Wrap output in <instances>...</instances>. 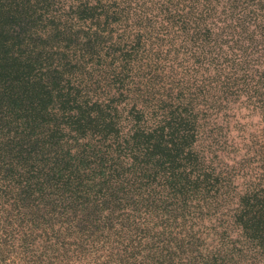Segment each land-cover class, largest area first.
I'll list each match as a JSON object with an SVG mask.
<instances>
[{
	"label": "trees",
	"instance_id": "obj_1",
	"mask_svg": "<svg viewBox=\"0 0 264 264\" xmlns=\"http://www.w3.org/2000/svg\"><path fill=\"white\" fill-rule=\"evenodd\" d=\"M240 95L264 115V0H0L3 239L264 264L263 178L232 206L193 147Z\"/></svg>",
	"mask_w": 264,
	"mask_h": 264
},
{
	"label": "rangeland",
	"instance_id": "obj_2",
	"mask_svg": "<svg viewBox=\"0 0 264 264\" xmlns=\"http://www.w3.org/2000/svg\"><path fill=\"white\" fill-rule=\"evenodd\" d=\"M174 64L172 77L186 81L190 74L183 75V69L188 67V57L178 55ZM185 64V65H184ZM204 73L205 78L213 73ZM192 81L181 82L190 87ZM193 89V88H192ZM191 89V90H192ZM210 110L205 121H202L199 137L193 147L201 152L216 172L230 176L233 191L232 206H237L239 195L250 192L252 186L263 178L264 171L258 160L264 158V115L240 95L235 101H230L225 109L216 112ZM251 186V187H250ZM250 187V188H248ZM247 189V190H246ZM218 214V213H216ZM212 216V220H213ZM234 234V233H233ZM73 234L66 235L64 241L50 242L44 239L15 240L3 239L0 231V264H126L127 261L110 259V247L80 243L73 239ZM207 241L210 238L206 239ZM116 249L113 248L112 252ZM144 264V263H136Z\"/></svg>",
	"mask_w": 264,
	"mask_h": 264
}]
</instances>
